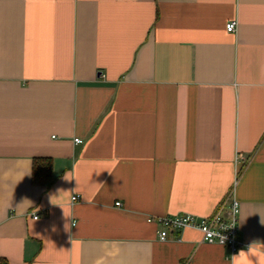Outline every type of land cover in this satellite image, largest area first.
<instances>
[{
	"label": "crops",
	"instance_id": "1",
	"mask_svg": "<svg viewBox=\"0 0 264 264\" xmlns=\"http://www.w3.org/2000/svg\"><path fill=\"white\" fill-rule=\"evenodd\" d=\"M233 198L264 251V0H0V258L232 264L157 221Z\"/></svg>",
	"mask_w": 264,
	"mask_h": 264
},
{
	"label": "built area",
	"instance_id": "2",
	"mask_svg": "<svg viewBox=\"0 0 264 264\" xmlns=\"http://www.w3.org/2000/svg\"><path fill=\"white\" fill-rule=\"evenodd\" d=\"M236 30L237 22L233 21L226 25L228 33H235ZM75 143L80 144L82 141L76 139ZM72 200L77 201L78 197H73ZM226 204L221 205L213 215L203 219H199L191 214H182L157 221L161 227V230L158 232L159 241L166 242L170 232H182L190 229L200 232L204 242L226 247L230 249L233 255L236 254L239 250L247 247L239 239L240 203L233 198L228 203V206ZM116 206H121V203H117ZM226 207L227 210L224 212ZM33 219L37 220L38 216L33 215ZM221 237L226 238L223 243H221Z\"/></svg>",
	"mask_w": 264,
	"mask_h": 264
},
{
	"label": "trees",
	"instance_id": "3",
	"mask_svg": "<svg viewBox=\"0 0 264 264\" xmlns=\"http://www.w3.org/2000/svg\"><path fill=\"white\" fill-rule=\"evenodd\" d=\"M53 165L50 159H35L33 164L32 183L36 186H51L54 182ZM0 264H9V262L0 258Z\"/></svg>",
	"mask_w": 264,
	"mask_h": 264
},
{
	"label": "clouds",
	"instance_id": "4",
	"mask_svg": "<svg viewBox=\"0 0 264 264\" xmlns=\"http://www.w3.org/2000/svg\"><path fill=\"white\" fill-rule=\"evenodd\" d=\"M225 239V237H221V243H223ZM258 244L260 243L253 241L247 246V250H239L238 253L232 256V264H253L250 257L256 258L255 264H264V251L256 247Z\"/></svg>",
	"mask_w": 264,
	"mask_h": 264
}]
</instances>
